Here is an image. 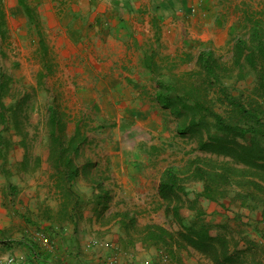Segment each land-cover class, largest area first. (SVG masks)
Masks as SVG:
<instances>
[{
    "label": "rangeland",
    "instance_id": "1",
    "mask_svg": "<svg viewBox=\"0 0 264 264\" xmlns=\"http://www.w3.org/2000/svg\"><path fill=\"white\" fill-rule=\"evenodd\" d=\"M215 1L218 2L219 19L213 31L217 37L215 42L191 39L189 43H182L173 35L166 33L164 36L161 32L159 39L163 43L146 46L148 53L155 51L165 72L170 74L166 67L169 64H176L173 70L177 74L198 70L196 59L203 48L211 49L216 58L232 67L234 40L247 32L242 10L264 11V0ZM31 49L32 46L15 43L10 30L0 37V82L3 78L9 79L6 94L0 100V232H5V235L0 233V240H18L34 248L38 257L52 259L56 255V260L59 241L66 242V235L70 240V235H75L71 230H76L77 226L58 219L63 193L56 187V170L50 161L51 117L55 114L64 125L63 135L67 139L74 133L77 123L81 124L82 133L87 137V142L74 156L82 172L73 183V190L83 200L78 225L82 232L90 235L86 237L90 246L112 250L113 242L103 244L104 238L109 235L108 239H113L119 230L114 226L103 230L99 227L105 224L98 220L96 232L99 234L91 240L92 222L90 217L85 220V213L90 215L97 211L94 208L97 191L110 184V170L118 166L138 168L142 165L145 168L136 195L128 199L116 196L117 204L110 210L111 213L121 205L138 210L137 226L131 229L124 250L130 248L131 253L139 243L141 249L137 253L141 258L153 253V262L144 261L143 264H157L164 257L170 264H190L194 259L203 260V264L206 263L204 259L210 260L206 264H214L208 256L192 247L175 242L169 245L152 243L142 235L144 224L151 223L178 238L183 228L195 223L197 212L192 206L196 205L203 210L202 219L209 226L211 235L228 239L232 253H239L249 264L255 257L264 262V238L259 233H264V225L260 224L261 211L243 205L238 193L244 192V188L233 183L226 185L224 194H216L212 201L202 196L204 183L191 176L194 162L200 159L213 160V165L231 162V159L202 150L197 136L178 134L180 119L155 99L157 84L149 71L109 72L110 77L98 78L105 85L110 81L117 82L111 89L107 88L102 99L97 94L100 93L98 80L97 84L90 78H82L81 72H66L64 68L69 65L61 69L53 63L48 72H40L42 63L32 58ZM189 51L194 57L191 60H187ZM132 57L137 58L135 54ZM236 74L237 71L229 81L234 91L237 94L252 92L255 76L249 74L246 80L237 83ZM88 88L92 91H87L86 95L84 91ZM212 97L215 98V94ZM123 101L130 103L124 108L118 107ZM170 168L180 174L185 187L179 218L169 208L168 201L165 200L164 206L158 197V183ZM99 179L103 187L95 185ZM139 191L146 194L141 196ZM51 216L53 220H49ZM9 218H12L11 223ZM8 225L9 229L5 227ZM47 227H52L53 231H47ZM16 233L23 236L13 237ZM113 253H118L116 247ZM112 258L110 260H114Z\"/></svg>",
    "mask_w": 264,
    "mask_h": 264
},
{
    "label": "trees",
    "instance_id": "2",
    "mask_svg": "<svg viewBox=\"0 0 264 264\" xmlns=\"http://www.w3.org/2000/svg\"><path fill=\"white\" fill-rule=\"evenodd\" d=\"M242 13L247 32L234 40L232 67L222 63L208 48L199 52L196 59L198 70L192 72L177 74L173 70L176 64L166 66L170 74L165 72L157 61L155 51L145 54L143 65L157 84L155 99L180 119L178 134L197 136L202 150L231 159V162H219L217 165L211 163L213 160L194 162L191 176L204 183L202 196L215 201L216 194H224V186L232 183L241 185L245 191L239 192L238 198L249 209L261 211L260 224L264 225V11L245 9ZM4 32L0 24V37ZM191 55L189 51L187 60L194 58ZM236 71L237 83L246 80L249 74L255 76V86L249 94H237L233 85L229 84ZM8 82L7 78L0 82V100L6 94ZM51 123L50 161L56 170V187L63 193L58 219L60 222L76 223L83 200L73 190V183L82 172L74 156L87 142V137L82 133L80 123L76 124L74 133L68 139L63 135V123L55 114ZM59 129L61 131L57 135ZM240 165L243 167L238 168ZM182 183L180 174L170 168L160 185L161 196L168 201L169 208L178 218L181 194L185 192ZM105 197L102 195L97 199ZM195 206H192L197 212L195 223L183 228L178 238L156 225L141 229L142 235L152 243L169 245L175 242L183 247H192L208 256L214 264H249L239 253L231 252L228 239L211 235L209 226L202 219L203 210ZM53 219L51 216L49 220ZM128 225L135 228L134 221ZM46 230L53 231L52 227ZM259 233L264 238V233ZM251 264L264 262L255 257Z\"/></svg>",
    "mask_w": 264,
    "mask_h": 264
},
{
    "label": "crops",
    "instance_id": "3",
    "mask_svg": "<svg viewBox=\"0 0 264 264\" xmlns=\"http://www.w3.org/2000/svg\"><path fill=\"white\" fill-rule=\"evenodd\" d=\"M217 8L218 2L215 0H0V24L5 32L11 31L15 43L32 46V58L42 63L40 72H48L53 63H57L61 69L69 65L64 68L66 72H81L82 78H90L97 83L98 78L107 77L109 72H133V69L148 72L143 65L144 56L148 52L146 46L163 43L159 39L161 32L164 36L166 33L173 35L182 43H189L191 39L204 43L215 42L217 37L213 31L219 20ZM133 54L137 58H133ZM100 80L97 87L100 93L97 94L104 99L107 88L111 89L117 82L110 81L106 87ZM87 91L91 92L92 88L84 91L86 95ZM129 103L123 101L118 107L124 108ZM144 168L142 165L138 168L128 165L114 167L108 178L110 184L105 188L102 178L95 181V185L103 188L97 191L94 207L97 211H92L90 215L85 213V220L90 217L92 222L93 230L89 231L92 233L91 240L99 234L96 232L98 220L105 224L99 227L103 230L118 227L114 238L109 240V235H106V241L103 242H113L112 247H116L117 254L109 247L90 246L89 239H86L90 235L79 229L80 214L75 218L76 223L72 224L75 228L77 226L76 230H71L75 235L68 234L72 239L66 235V242L59 241L61 247L58 245L56 260V255L52 259L38 257L34 248L15 239L0 240V260L9 255L23 257L33 264H111L112 257L115 260L113 264H143L144 261L154 260L153 253L142 255L145 258H141L137 253L141 249L139 243L131 253L130 248L123 249L133 229L128 224L134 221L137 226V208L121 205L110 213L118 197L128 199L136 195V187ZM163 176L157 189L158 197L166 206L167 202L160 194ZM111 182L114 184L111 185ZM139 192L141 196L146 194ZM102 195L106 197L97 199ZM9 220L11 223L12 218ZM149 225L151 223L144 224L145 228ZM9 226L5 227L9 229ZM62 234L65 235L64 232ZM1 235H5V232ZM22 236V233H16L13 237ZM202 261L194 259L190 264H203ZM204 261L207 263L210 260Z\"/></svg>",
    "mask_w": 264,
    "mask_h": 264
},
{
    "label": "built area",
    "instance_id": "4",
    "mask_svg": "<svg viewBox=\"0 0 264 264\" xmlns=\"http://www.w3.org/2000/svg\"><path fill=\"white\" fill-rule=\"evenodd\" d=\"M41 237H44V235H40ZM167 257H164L163 261L161 260L157 264H170L167 260ZM114 261V260H113ZM113 261L111 264H113ZM0 264H33L30 260L25 259L23 257H19L16 255H9L7 258L0 260Z\"/></svg>",
    "mask_w": 264,
    "mask_h": 264
}]
</instances>
